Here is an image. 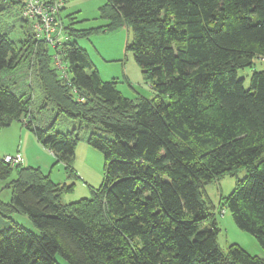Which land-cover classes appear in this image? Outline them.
<instances>
[{
  "label": "trees",
  "instance_id": "16d2710c",
  "mask_svg": "<svg viewBox=\"0 0 264 264\" xmlns=\"http://www.w3.org/2000/svg\"><path fill=\"white\" fill-rule=\"evenodd\" d=\"M26 1L0 0L2 11L20 8L27 29L19 46L0 30V128L19 119L70 177L88 130V144L104 155V182L68 205L62 196L73 185L0 157L1 180L16 172L0 217L22 213L35 226L9 219L0 264H264L235 245L224 251L216 217L227 209L264 249V70L248 89L238 75L264 62V0H107L102 17L111 29L130 25L128 50L156 93L134 101L102 81L71 38L89 32L67 28L62 14L69 41L55 55L36 39ZM22 65L58 115L77 122L72 132L35 120L32 97L11 84ZM226 176L235 189L217 207L206 187Z\"/></svg>",
  "mask_w": 264,
  "mask_h": 264
},
{
  "label": "rangeland",
  "instance_id": "374dc122",
  "mask_svg": "<svg viewBox=\"0 0 264 264\" xmlns=\"http://www.w3.org/2000/svg\"><path fill=\"white\" fill-rule=\"evenodd\" d=\"M106 4L107 0H64L62 18L66 26L72 24L67 28L89 32L87 37H70L76 39L79 46L87 52L103 82L116 81L117 88L129 100L134 101L138 96L155 98L156 93L150 82L146 81L141 68L134 60L132 51L128 50V46L133 41L132 28L127 24L111 29L110 21L101 15V10ZM20 19L21 11L18 6L7 11H2L0 7V30L18 46L27 31L21 28ZM68 41L69 37L64 34L62 42ZM50 50L55 55L54 46L50 45ZM25 69L26 67L22 65L17 67L12 75L10 74L13 77L11 84L17 89L18 95L26 94L32 97V114L35 120L45 127L55 124V130L61 133L72 132L78 126L77 122L64 115H58L56 105L46 102L40 86L26 77ZM255 70H264V62L256 61L253 68H246L238 73L240 78L245 79L247 89L250 87L251 76ZM89 136L90 132L85 130L77 145L72 164L74 177L67 175L64 164L58 163V159L39 142L35 133L23 127L19 119L14 120L8 127L0 128V157L20 154L23 158V166L40 169L44 174L51 175L56 183L73 185L72 190L62 196V202L71 205L92 198L93 192L100 189L104 182V155L88 144ZM15 178L16 172H13L6 180L0 179L2 201H11L13 191L11 181ZM235 185L236 178L226 176L207 185L206 191L211 201L218 207L219 202L223 201L222 197H228L235 189ZM223 213L220 209L216 210L220 228L219 246L226 251L230 246L235 245L252 256L264 259V249L256 238L239 229L227 209ZM7 218L0 217V229L10 225L9 219L28 229H35L25 214H13ZM57 259L59 264H68L62 258L57 257Z\"/></svg>",
  "mask_w": 264,
  "mask_h": 264
},
{
  "label": "built area",
  "instance_id": "2783aa9c",
  "mask_svg": "<svg viewBox=\"0 0 264 264\" xmlns=\"http://www.w3.org/2000/svg\"><path fill=\"white\" fill-rule=\"evenodd\" d=\"M64 7L63 0H27L23 10V17L31 22L33 35L36 39L44 40L54 47L61 45L64 27L61 21V9ZM60 66V61L58 64ZM22 156L7 155L6 163L19 165Z\"/></svg>",
  "mask_w": 264,
  "mask_h": 264
},
{
  "label": "bare ground",
  "instance_id": "6f19581e",
  "mask_svg": "<svg viewBox=\"0 0 264 264\" xmlns=\"http://www.w3.org/2000/svg\"><path fill=\"white\" fill-rule=\"evenodd\" d=\"M17 166V165H16Z\"/></svg>",
  "mask_w": 264,
  "mask_h": 264
}]
</instances>
